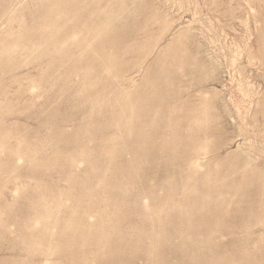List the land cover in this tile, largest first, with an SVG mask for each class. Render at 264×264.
I'll list each match as a JSON object with an SVG mask.
<instances>
[{
  "label": "rangeland",
  "instance_id": "obj_1",
  "mask_svg": "<svg viewBox=\"0 0 264 264\" xmlns=\"http://www.w3.org/2000/svg\"><path fill=\"white\" fill-rule=\"evenodd\" d=\"M0 264H264V0H0Z\"/></svg>",
  "mask_w": 264,
  "mask_h": 264
}]
</instances>
